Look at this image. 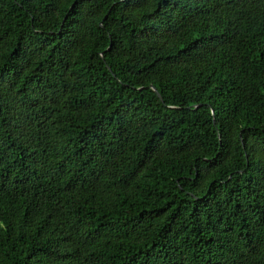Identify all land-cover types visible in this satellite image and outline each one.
<instances>
[{"label": "trees", "instance_id": "trees-1", "mask_svg": "<svg viewBox=\"0 0 264 264\" xmlns=\"http://www.w3.org/2000/svg\"><path fill=\"white\" fill-rule=\"evenodd\" d=\"M0 264H264V0H0Z\"/></svg>", "mask_w": 264, "mask_h": 264}, {"label": "water", "instance_id": "water-1", "mask_svg": "<svg viewBox=\"0 0 264 264\" xmlns=\"http://www.w3.org/2000/svg\"><path fill=\"white\" fill-rule=\"evenodd\" d=\"M153 89V88H152ZM154 90V89H153ZM156 94H157V96L159 97V99H160V95L156 92Z\"/></svg>", "mask_w": 264, "mask_h": 264}]
</instances>
